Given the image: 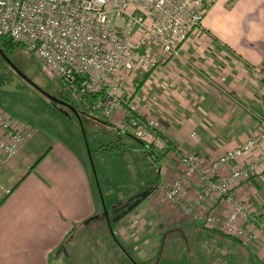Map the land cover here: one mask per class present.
<instances>
[{
  "label": "crops",
  "instance_id": "obj_1",
  "mask_svg": "<svg viewBox=\"0 0 264 264\" xmlns=\"http://www.w3.org/2000/svg\"><path fill=\"white\" fill-rule=\"evenodd\" d=\"M256 66H264V0H215L202 27L191 32L177 54L151 71L137 70L127 77L124 96L136 102L144 118L159 122V132L171 144L159 162L160 175L152 193L120 217L114 209L139 194L113 202L115 224L111 229L120 244L110 241L113 237L104 230L105 218L109 220L110 216L101 208L99 189L84 151L72 149L60 138L39 137L30 126H20L11 118L13 127L30 133L18 155L10 157L0 150V264H70L73 257L84 252L90 264L102 260L104 264H126V256H122L126 245L132 246L140 259L151 261L157 258L162 237L170 229L187 231L193 237L200 235L203 231L198 227H182L202 222L182 214L165 199L163 189L170 187L183 170L182 154L195 155L208 165L263 130L264 81ZM128 87L132 88L130 92ZM107 118L111 125L126 120L124 107ZM154 148L157 154L164 150ZM263 151L264 141L246 157L221 169L219 176L244 166ZM200 188L194 177L185 187V200L197 209L226 215L229 208L224 200L197 203ZM233 191L264 221V164ZM155 195L163 196L175 209L166 212L171 216L168 227L159 228L150 220L153 214L156 221H161L165 212L143 211L146 199ZM102 231L109 241L103 257L97 239ZM216 236L224 241L216 263L232 264L234 249V264L244 258L250 264H264V224L257 239L229 241L224 236L219 238L220 234ZM189 252L193 254L192 248Z\"/></svg>",
  "mask_w": 264,
  "mask_h": 264
},
{
  "label": "built area",
  "instance_id": "obj_2",
  "mask_svg": "<svg viewBox=\"0 0 264 264\" xmlns=\"http://www.w3.org/2000/svg\"><path fill=\"white\" fill-rule=\"evenodd\" d=\"M214 1L0 0V37L29 43L51 73L60 76L88 109L110 117L123 106L132 132L141 139L150 138L157 149H165L169 141L159 132V122L144 118L136 102L124 96L125 83L131 73L151 71L177 54L191 32L202 27ZM255 70L264 81V66ZM29 133L13 127L10 115L0 109L1 152L18 155ZM263 141L264 128L208 165L195 155L182 154L184 168L163 189L165 199L190 220L201 221L210 229L244 241L257 239L263 218L233 190L264 164V151L224 176L219 171L252 153ZM194 177L201 184L197 203L224 200L229 208L226 215L197 209L185 200V187ZM262 207L264 214V200Z\"/></svg>",
  "mask_w": 264,
  "mask_h": 264
},
{
  "label": "rangeland",
  "instance_id": "obj_3",
  "mask_svg": "<svg viewBox=\"0 0 264 264\" xmlns=\"http://www.w3.org/2000/svg\"><path fill=\"white\" fill-rule=\"evenodd\" d=\"M139 82L135 84L138 85ZM127 90L130 92L132 88L128 87ZM64 103H74L77 111ZM0 109L7 112L18 125L30 126L39 137L47 135L60 138L72 149L82 153L84 151L88 167L99 189L101 208L110 216L109 220L105 218L104 230L113 237H110V241L118 244L112 235L111 228L112 224H115V216L111 206L115 204L113 202L131 199L145 190L142 167H150L149 162L153 160L152 155L146 152L145 141L148 139L137 137L127 120L116 125L108 124L109 118L88 109L78 101L64 80L51 73L44 61L30 48L29 43L22 41L9 47L1 37ZM102 145L112 147L104 149ZM159 175L160 173L153 174V180L157 181ZM144 206V212H165L161 221H156L152 217L153 214H147L148 217L151 215L152 224H157L159 228L170 226L168 217L171 216L167 217L166 212L169 210L173 213L172 210L175 209L163 196L155 195L146 199ZM134 213H137V210ZM136 225L138 226V223ZM103 231L97 233L102 257L109 242ZM181 234L182 236H179V231L170 229L165 238L162 237L163 245L154 260L140 259L133 247L128 245L127 248L124 247L126 253L123 251L122 256H126V264H206L194 251L195 245L191 238L193 236L187 231ZM198 240L196 237V242ZM69 246L72 248V241ZM190 248L194 255L189 252ZM103 262L102 260L100 264H104ZM69 263L90 264V260L84 252L78 258L73 257ZM239 264L250 263L248 258H244Z\"/></svg>",
  "mask_w": 264,
  "mask_h": 264
},
{
  "label": "trees",
  "instance_id": "obj_4",
  "mask_svg": "<svg viewBox=\"0 0 264 264\" xmlns=\"http://www.w3.org/2000/svg\"><path fill=\"white\" fill-rule=\"evenodd\" d=\"M1 38L3 39L4 44H6L9 47H13L14 44H16L18 42V41H15L14 39H12L10 37H7V36H1ZM65 98H66V100L70 101L67 97H65ZM71 104L76 107V105L74 103H71ZM170 144L171 143L169 142V146L167 148H165L162 151V153L157 154V150L154 148L153 143L152 142L147 143L146 152L148 154L152 155L151 157L153 158V160H150V162H149L150 167H145V166L142 167V172H143L144 181H145L144 188H145V190L146 189L149 190L150 193H152V191L155 189L154 187L156 185V181L153 180V178H152L153 174L159 173V162H160L162 156H164L168 152ZM102 146H103L102 148H104V149L112 147V146L105 147V145H102ZM99 148H101V145L99 146ZM36 163H38V161ZM187 227L188 228L198 227L200 230L203 231L200 233V235L197 236V238H199L200 241L198 243L195 242L194 251L197 252V254L202 256L200 259H202V261L206 262V264H210L212 262H215L214 260L217 259V256L219 255L220 250L224 245V241L219 240L216 235L220 234L219 238L221 236L222 237L224 236L229 241H237V240L242 241L240 238H238L236 236L230 235V234L225 233V232L219 233L217 230L210 229V228L206 227L203 223L199 224V225H190ZM179 228H181V227H179ZM205 231H208L207 232V233H209L208 236L205 235V233H204ZM181 233H183V232L179 231V236L180 235L182 236ZM191 238H193V240H194L196 237H191ZM163 241L164 240H162L161 243H163ZM230 250H231V248H228V251H230ZM231 251H233V254H231V255L234 258V255H235L234 249ZM233 258H232V264H234Z\"/></svg>",
  "mask_w": 264,
  "mask_h": 264
},
{
  "label": "water",
  "instance_id": "obj_5",
  "mask_svg": "<svg viewBox=\"0 0 264 264\" xmlns=\"http://www.w3.org/2000/svg\"><path fill=\"white\" fill-rule=\"evenodd\" d=\"M66 106L70 107L71 109H73L74 111L76 110V107L72 104H68V103H64ZM150 194L149 190H144L142 193H140L139 195H137V197L129 202V203H125L122 206L116 207L114 209V213H116V217H120L121 215L133 210L143 199H145L148 195Z\"/></svg>",
  "mask_w": 264,
  "mask_h": 264
}]
</instances>
